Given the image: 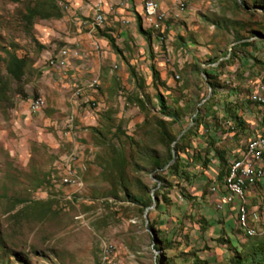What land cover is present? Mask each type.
Here are the masks:
<instances>
[{
  "label": "rangeland",
  "instance_id": "374dc122",
  "mask_svg": "<svg viewBox=\"0 0 264 264\" xmlns=\"http://www.w3.org/2000/svg\"><path fill=\"white\" fill-rule=\"evenodd\" d=\"M36 1L0 0V264H108L109 248L118 264H157L160 258L165 264H231L230 252L218 245L226 219L217 220L224 212L216 208L209 181L217 177L216 163L190 167L191 176L179 183L164 164L169 151L190 162L214 134L206 136L194 123L214 96L204 70L217 75L212 111L220 118L231 103V89L243 100L250 95V87L236 85L239 74L250 71L248 80L258 75L264 82V0H246V9L238 7L241 0H193L185 11L168 0L161 22L165 38L147 21L142 25L151 41L138 26L123 42L116 33L117 50L110 44L115 58L99 62L92 55L86 75L68 64L50 70L51 58L77 43L64 42L63 28L71 22L63 0L57 8L38 7L60 18H37L32 26L24 20ZM93 27L95 32L103 26ZM98 35L112 36L101 30ZM241 39L253 47L235 50ZM11 55L26 58L21 81L8 74ZM158 94L173 116L163 114ZM37 97L46 104L32 114L30 103ZM230 125H223L227 134L217 147L244 150L251 129L233 140ZM238 157L236 152L230 159ZM76 162L79 180L64 186L65 170ZM250 208L260 215L257 228L250 221L259 234L248 239L241 233L246 256L264 244V195ZM231 246H238L235 238Z\"/></svg>",
  "mask_w": 264,
  "mask_h": 264
},
{
  "label": "crops",
  "instance_id": "0c3cea01",
  "mask_svg": "<svg viewBox=\"0 0 264 264\" xmlns=\"http://www.w3.org/2000/svg\"><path fill=\"white\" fill-rule=\"evenodd\" d=\"M63 1H65V3L67 2V0H63ZM120 1L121 0H71L70 1L71 9H67V11L62 9L65 12H70V15H69L70 19H68V22H71L70 27H67L65 25L63 28L67 34V36L64 37V42L77 43L75 46L70 47L71 54L68 57V66H70V68L76 69L77 71H79L82 68L86 75L88 68H86L85 63H87L89 59L92 58V55H94L99 62H104L103 59H106V58L108 59V57L115 58V55L113 54L111 46H110L109 37L116 38V33H118V35L121 36L119 42H123L126 39V37L129 35V33H131L132 35L136 34L135 31L137 32L139 17L141 18L142 24L143 22H144V25L147 24L145 14H144V9L142 8L143 6L142 0H127V4L125 6H120L119 4ZM169 1L167 0L166 3L165 1H162L161 6L164 10L165 8H167V4ZM100 4H101V7L99 10L103 14L106 11L107 19H106L105 25L103 27L101 26L102 28H99L94 32L95 29H92L93 26L91 24L90 16L95 14V17H96L97 7ZM86 22L88 23L85 24ZM90 24L91 26H89ZM98 30H101L102 33L105 32L108 35H112V36H107V37L99 36V35L97 36ZM83 31L85 32V34L82 33ZM243 41H240V42H243ZM94 44H96L95 48L93 46ZM98 45H100V48H101L100 50L96 49ZM153 46L156 51V44ZM78 49L81 54L80 57H76V55L74 54L75 50L77 51ZM60 69H63V68H60ZM50 70H55V68L50 69ZM251 71L255 72L254 69H251ZM249 73L250 71H246L243 73V77L245 76V79L243 80L239 79L240 77H237L238 79L237 78L235 79L236 81H238L236 85L241 90H243L244 88L246 89L250 87L251 88L250 95L247 98H245V100L248 99L249 102L250 100H252L254 103L259 104L258 102L254 100V98L256 97L255 92H258V88L264 87V82L261 83L262 79H260L258 75H254L253 76L254 78L248 80L247 78H248ZM235 94H236L235 90L231 89L229 91L230 99H232L231 103L232 104L237 103L236 107H238V113H240V115L244 117L249 128L251 129L250 134H249V142H251L254 139L264 138V107H262V105L260 104L255 105L252 103H251V106L248 107V104H246L247 101L246 103L244 102L245 100H243L242 94L238 96L236 95V97H235ZM233 98H236V100ZM256 111H258L259 114ZM246 151H247V147L244 150L237 149L236 151H231L232 152L231 155L235 154L236 152L239 153V157L234 159L233 160L234 162L232 161L233 162L232 164L234 165L235 163L242 160L244 158V155L246 154ZM259 167L264 168V158H263V161L259 163ZM258 182L259 183H257L255 186L250 187L245 191V196H246L245 199H246V204H247L249 211L252 214L257 213L259 216V220H260L259 213L256 210L252 211L250 208L253 200L259 198L261 195H264V179H261ZM212 190H213V192L211 191L213 194L212 197H214V191H216V188L213 187ZM219 191H222L224 195H232V193L227 188L226 181H225V184L223 183L222 189H220ZM240 205H241L240 200H237L234 204L226 206L225 209L221 211V212H224L222 214V218L219 217L217 220L219 222L221 221L224 224L223 218L226 219L224 227H223L224 231L220 233L221 236L224 234L225 237L223 238L221 237L222 239H224V243L222 242L221 244L220 242H218L219 243L218 245L226 248L227 251L230 252L231 258H229V260L231 261V264H234V263L251 264L252 262L251 258L253 254L264 253V249H263L264 244L259 245L260 247L259 249L253 247L252 250L250 249L248 250V252L251 251V254H250L251 258H249L250 255L246 256L247 255L246 253L242 254L241 244H245L243 243L244 241H242L243 240L242 234L245 235L248 239H251L254 236H250L239 225L240 212L238 213V210L240 211ZM238 214H239V222H238ZM258 222L252 221L251 223L252 225L256 227ZM243 231L248 236L245 233H243ZM228 233H231L232 236H230ZM261 236H264V235H261ZM232 238H235L236 241H238V246H231Z\"/></svg>",
  "mask_w": 264,
  "mask_h": 264
},
{
  "label": "trees",
  "instance_id": "16d2710c",
  "mask_svg": "<svg viewBox=\"0 0 264 264\" xmlns=\"http://www.w3.org/2000/svg\"><path fill=\"white\" fill-rule=\"evenodd\" d=\"M18 1V0H17ZM36 3V4H35ZM237 5L239 8H244L246 9L249 5L248 2L246 0H241V3L239 4L238 1H236ZM40 4H50L52 7H58L57 6V0H38L34 3H32V7H28L27 13L24 14V20L27 21L31 26L33 25V23L35 22V20L37 18L40 19H48V18H60L61 17V13H57V14H52V13H41L38 10V7ZM261 7L264 11V1L261 4ZM138 27L139 30L141 31V33L148 35L149 36V41H151V32L148 31L147 29H143V25H142V21L141 18L139 17L138 20ZM240 41H243V39H241ZM239 40L237 42H240ZM109 42L111 44V46L113 47L114 50H117V47L115 45V41L113 40L112 37H109ZM238 46V47H237ZM235 50H239L242 47H253V44L251 41H243L238 43L237 45L233 46ZM230 58L232 59V51H231V55ZM227 59L225 62L226 63H230L229 61L231 59ZM0 62H1V57H0ZM225 63V64H226ZM26 67V58L25 57H18L17 55H11L10 59L8 60V66H7V71L8 74L11 75V77L15 80V81H21L23 76H24V70ZM0 72H1V68H0ZM204 72L207 74L208 76V82L210 84V86L214 89L213 90V94L214 96H212L207 102L208 104L210 103L211 106L205 110L204 114L201 112L197 113V116L194 118V123L198 124L197 127H202L204 130V134L206 136L209 135L210 132H214L213 136L209 138V141H207V148L206 149H201L198 152L196 151L195 155L192 156V159L189 161L187 160H183L181 158H179L178 160H176L172 165H169L168 169H167V175H169V177H173V180H177V183H179L180 181L184 180V176H186L187 178L191 176L193 171H190L189 168L192 167L194 169H196L197 167H202L203 169H207L209 167V164H211L212 162L216 163V167L218 169V173H217V177L216 178H212L210 179V184L213 187L216 188V191H219L220 189H222V185L223 183L225 184V181L227 182V179L229 177L230 174V170L232 168V160L231 158V153L229 151H227V149H222V148H218L217 144L219 143V139L221 137H224L225 134H227L226 132H224V130L222 129L223 125L225 124H231L230 126H232V130H236L235 132L230 133L229 135L231 136V138H233V140H237L238 136H240L241 131H246V129L248 128V124L246 122V120L244 119V117L242 115H240V113H238V107H236V104H230L227 105L225 108H223L224 110V117L220 118L217 116V112L213 114L212 109L217 105L215 96L218 95V84L215 80V78H217V75H215L214 73H209L207 70ZM240 78L239 79H245V77H243L242 73L239 74ZM234 80V77L233 79ZM158 98H159V104L161 107V110L163 112V114L165 115H170L173 116V114L170 112L169 107L166 105L165 102V98L163 97V95L158 94ZM250 102L252 104L255 105H259L257 103H254L252 100H250ZM196 127V128H197ZM231 130V129H230ZM194 131V128H190L187 131V135L192 134ZM166 135V134H165ZM185 135L183 137V139L186 138ZM177 137H175L172 140L173 142H176ZM231 141V140H229ZM182 142V141H181ZM171 144V143H170ZM179 143H177V148H179ZM171 149V148H170ZM172 152L169 151V158L167 159L166 163L164 165H168L170 163V161L172 160ZM122 166V165H120ZM161 165H156L157 168H159ZM163 166V164H162ZM124 167V166H122ZM230 169V170H229ZM124 171V170H123ZM229 172V174H228ZM228 175V176H227ZM122 176V174H121ZM227 177V178H226ZM120 182L121 184H123V178H120ZM169 184L173 185L172 181H169ZM217 182V184H215ZM219 189H218V187ZM211 188V191L213 192ZM206 192V191H204ZM128 196L130 199H133L135 202H141V197H139L138 195H136V193H130L128 191ZM165 199L167 198L166 196H164ZM149 203H152V198L149 199ZM164 203V202H163ZM144 207H149L150 205L147 202L143 203ZM159 206V207H158ZM163 206V205H162ZM158 210H161L162 207L160 205V203L157 205ZM148 228L151 231H155V228L152 226V224L149 223ZM157 232V231H156ZM160 240V241H159ZM159 242H161V237H159ZM219 242L222 244V242L224 243V239H220ZM157 250L158 247L156 248ZM264 249V247H263ZM251 264H264V253L261 254H253L252 258H251ZM157 264H165L163 263L162 259L160 258V260H157ZM241 264V263H239Z\"/></svg>",
  "mask_w": 264,
  "mask_h": 264
},
{
  "label": "bare ground",
  "instance_id": "6f19581e",
  "mask_svg": "<svg viewBox=\"0 0 264 264\" xmlns=\"http://www.w3.org/2000/svg\"><path fill=\"white\" fill-rule=\"evenodd\" d=\"M100 7H101V4L97 7L96 17H102L103 15V13H101V11L99 10ZM180 10L185 11V8L180 9ZM144 14H145V18H146L148 25L151 28L158 30V24L156 21H152V16L148 9H144ZM164 19H165V16H162V21ZM93 26L99 27L100 26L99 21H94ZM160 35H161V32H160ZM97 49L100 50V47L98 46ZM67 50H62L56 57L51 58V60L49 61L50 67L58 68V69L66 68L68 64V57L71 54V51L68 52ZM74 54L77 55L76 50ZM91 87H95V85L92 84ZM254 100L258 102L260 105H262V107H264V102L256 100V97L254 98ZM45 104H46V101L43 98L41 109L38 110L36 113L42 111ZM263 158H264V138L252 140L251 142H249L247 146V151H246V154L244 155V158L232 166L229 177L227 179L228 190L233 194L234 188H239V192L242 195L243 200H240V204H241L240 205V224H241L242 229H244L250 236L258 235L257 231H254L255 229L253 228V226H251L250 221L258 222L259 216L257 213L252 214L249 211L247 204H246L245 191L248 188L253 187L257 183H259L258 182L259 180L264 179V168L259 167V163L263 161ZM74 167H75V164L74 165L72 164L65 170L64 176L62 177V182L64 186H73L77 184V181L79 180V173L71 171V169H73ZM244 176L245 178H242Z\"/></svg>",
  "mask_w": 264,
  "mask_h": 264
},
{
  "label": "built area",
  "instance_id": "2783aa9c",
  "mask_svg": "<svg viewBox=\"0 0 264 264\" xmlns=\"http://www.w3.org/2000/svg\"><path fill=\"white\" fill-rule=\"evenodd\" d=\"M71 0H67L66 9H71ZM193 0H177L178 5V11L180 9L186 8L187 4ZM143 9H148L151 16L152 21H156L158 24V30H160L161 35H163V38H165L168 34V32H163L161 29V21L162 16H167V11L164 10L161 6V2L159 0H142ZM120 6H125L127 4V0H121L119 2ZM106 11L102 15V17H94V14L90 16V20L92 21H99L100 26H104L106 22ZM68 52L70 51V47H67ZM81 54L79 52V49L77 50L76 57H80ZM62 61V60H61ZM256 100L264 102V87L258 88V92H255ZM43 102V97H37L33 99L30 103V112L32 114H35L38 110L41 109ZM72 172H77V162L75 163V167L71 169ZM242 178H245L242 177ZM241 178V179H242ZM239 179V180H241ZM214 197H215V203L216 208L220 211L224 210L226 206L234 204L237 200H243L242 195L239 192V188H234V193L232 195H224L222 191H214ZM240 211L238 210V213ZM105 263L109 264H118V262L115 259V252L112 248H109V255L106 257Z\"/></svg>",
  "mask_w": 264,
  "mask_h": 264
},
{
  "label": "water",
  "instance_id": "95a60500",
  "mask_svg": "<svg viewBox=\"0 0 264 264\" xmlns=\"http://www.w3.org/2000/svg\"><path fill=\"white\" fill-rule=\"evenodd\" d=\"M210 93H212V87L210 86ZM185 132V131H184ZM173 153H174V151H173ZM175 154L173 155V159H172V161H170V163L168 164V166L169 165H172L174 162H175ZM152 207H150V208H147L146 209V211H145V216L147 217V215H148V212H149V210L151 209ZM153 238H154V240L156 239V237L154 236V234H153Z\"/></svg>",
  "mask_w": 264,
  "mask_h": 264
}]
</instances>
